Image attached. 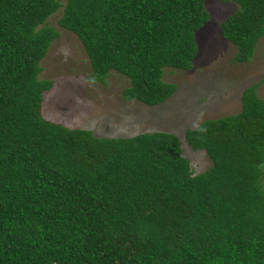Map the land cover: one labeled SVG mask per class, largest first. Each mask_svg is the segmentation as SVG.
Instances as JSON below:
<instances>
[{"label": "trees", "instance_id": "1", "mask_svg": "<svg viewBox=\"0 0 264 264\" xmlns=\"http://www.w3.org/2000/svg\"><path fill=\"white\" fill-rule=\"evenodd\" d=\"M218 23L232 62L264 32V0H227ZM70 31L91 82L127 81L123 99L153 105L186 70L202 0H0V264H264V101L243 87L234 113L182 136L208 165L192 173L168 131L97 136L41 117L39 60Z\"/></svg>", "mask_w": 264, "mask_h": 264}, {"label": "rangeland", "instance_id": "2", "mask_svg": "<svg viewBox=\"0 0 264 264\" xmlns=\"http://www.w3.org/2000/svg\"><path fill=\"white\" fill-rule=\"evenodd\" d=\"M62 1V0H59ZM208 19L194 32L196 51L186 70L163 68L161 79L172 82V93L163 101L146 105L123 99L127 81L110 72L105 83L88 80L87 58L77 38L56 25L59 11L47 16L57 35L39 60V78L50 80L42 90L41 117L67 127L89 129L97 136H129L138 132H172L180 141L181 155L192 173L208 165L202 149H192L183 139L184 128L203 118L234 113L239 94L256 82L255 94L264 101V32L248 60L232 62V45L221 37L218 23L234 8L227 0H202ZM264 172V164H263ZM264 181V179H263Z\"/></svg>", "mask_w": 264, "mask_h": 264}]
</instances>
